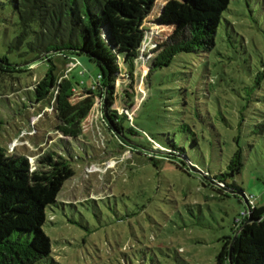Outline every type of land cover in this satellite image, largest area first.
<instances>
[{"label":"rangeland","instance_id":"1","mask_svg":"<svg viewBox=\"0 0 264 264\" xmlns=\"http://www.w3.org/2000/svg\"><path fill=\"white\" fill-rule=\"evenodd\" d=\"M209 7L220 6L157 0L142 25L147 31L134 81L121 64L120 102L112 110L131 108L124 132L109 129L97 99L83 138L59 145L75 176L46 210L52 254L40 264H219L247 200L264 206V0H231L214 50L177 56L147 85V53L181 19L204 18ZM18 23L13 7L0 4V59L25 69L6 83L0 147L35 166L40 155L59 151L61 134L49 102L32 104L25 94L45 76L47 62L30 67V56L9 53ZM77 61L69 77L79 89L91 88L100 68L85 56ZM239 149L241 172L221 178L238 191L221 192L214 179L231 173Z\"/></svg>","mask_w":264,"mask_h":264},{"label":"trees","instance_id":"2","mask_svg":"<svg viewBox=\"0 0 264 264\" xmlns=\"http://www.w3.org/2000/svg\"><path fill=\"white\" fill-rule=\"evenodd\" d=\"M213 1L220 6L218 9L209 7L212 11L204 18L181 19L176 30L147 53V56L152 54L147 85L156 71L170 67L177 56L214 50L223 13L231 0ZM155 2L0 0L1 5H11L19 18V33L9 44V53H18L23 58L30 56V67L37 62L48 64L45 76L25 94L32 104L49 102L58 122L56 131L61 134L56 144L59 151L40 155L35 166L27 156L9 154L0 147V264H40L51 257L52 244L43 230L46 210L58 203L64 184L75 176L70 160L60 152L59 145L69 148L70 142L83 138L84 124L97 99L105 105L104 121L108 122L109 129L117 134L124 132L128 116L112 110L120 102L116 89L123 71L121 64L134 81L147 31L142 25ZM82 56L100 68L99 86L92 84L91 88L79 89L81 86H76L69 77L70 63ZM64 67L68 71L63 72ZM24 70L10 63L7 57L0 59V102L9 98L4 94L8 79L16 78ZM173 152L184 155L176 147ZM242 167L239 149L229 165L231 173L214 179L221 192L238 191L235 185L230 186L221 178L240 173ZM245 210L249 214L240 224L235 221L238 235L225 243L218 256L219 264H264V206L252 209L248 205Z\"/></svg>","mask_w":264,"mask_h":264},{"label":"built area","instance_id":"3","mask_svg":"<svg viewBox=\"0 0 264 264\" xmlns=\"http://www.w3.org/2000/svg\"><path fill=\"white\" fill-rule=\"evenodd\" d=\"M143 49V48H142ZM79 65V62L77 60H74L72 63H70L69 67H70V71L73 70V69H76ZM95 86H99L101 84V77L99 76L98 79L94 80V83H93ZM118 94V85H117V89H116V95ZM118 97V96H117ZM101 100V99H100ZM102 101V100H101ZM103 102V101H102ZM130 110H125V114L128 116L130 113ZM122 114V113H120ZM102 118L104 119V114L102 113L101 114ZM129 117V116H128ZM247 204L253 209L256 205H255V200L254 199H248L247 200ZM249 214L248 211H244L241 215V217L239 219L236 220V223L237 224H240L241 223V220H243L247 215Z\"/></svg>","mask_w":264,"mask_h":264},{"label":"water","instance_id":"4","mask_svg":"<svg viewBox=\"0 0 264 264\" xmlns=\"http://www.w3.org/2000/svg\"><path fill=\"white\" fill-rule=\"evenodd\" d=\"M250 222V221H249ZM238 235V234H237ZM237 235L235 236L234 240L236 239ZM232 258H231V253H230V262H231Z\"/></svg>","mask_w":264,"mask_h":264}]
</instances>
